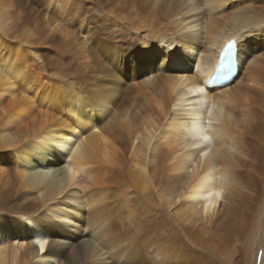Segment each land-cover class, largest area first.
Returning a JSON list of instances; mask_svg holds the SVG:
<instances>
[{
  "label": "bare ground",
  "instance_id": "1",
  "mask_svg": "<svg viewBox=\"0 0 264 264\" xmlns=\"http://www.w3.org/2000/svg\"><path fill=\"white\" fill-rule=\"evenodd\" d=\"M14 9L34 26L0 54V264H215L252 226L239 168L264 162V0ZM230 40L240 71L209 87Z\"/></svg>",
  "mask_w": 264,
  "mask_h": 264
},
{
  "label": "rangeland",
  "instance_id": "2",
  "mask_svg": "<svg viewBox=\"0 0 264 264\" xmlns=\"http://www.w3.org/2000/svg\"><path fill=\"white\" fill-rule=\"evenodd\" d=\"M1 2V0H0ZM23 2V0H12L10 3L9 0H2V4L4 7L3 10L5 14L8 15V18L6 20V23H10L8 35L5 37L4 41L8 43V45H4L1 47L0 54H2L3 58H7V56H3L4 51L10 52L9 47L14 41L15 35H22V30H25L26 28L33 27V23H27V20H21L19 22H16V15H15V9L16 7H19V3ZM14 5H18L14 7ZM1 7V6H0ZM39 19V18H38ZM16 23V25L12 24ZM36 23V22H34ZM12 24V25H11ZM13 25L17 27V30L13 29ZM3 28H0L2 32H5ZM13 29V30H12ZM21 29V30H19ZM11 30V31H10ZM25 32V31H24ZM24 49V48H23ZM47 49V48H46ZM29 51H32L31 49H26V54L29 55ZM48 56H51V50L48 51ZM11 59V58H10ZM20 60V59H18ZM21 62L26 63L27 70L25 74L32 77L33 74L40 75L41 80L43 79L44 74L41 73L42 69L40 67V64L37 63L36 60L30 61L28 58L27 60H20ZM3 62H0V64ZM18 70L20 67V64L18 62V65L14 66ZM16 72V71H15ZM14 72L12 74H9V78H14ZM27 76V77H29ZM240 76V75H239ZM10 81H13V79H10ZM49 90L51 91H61L60 97L62 98V91L65 88V86L62 85V83H57L59 81H53L52 77L49 76V79L46 80ZM16 82V80H15ZM20 82H16L14 84V87H17V84ZM46 84V85H47ZM8 92L5 93V96H7ZM94 107V105H93ZM255 138H258L261 140L262 148H264V125L259 126L258 130L255 132ZM264 159V158H263ZM240 172L242 171V179L243 184L241 185V190L244 191L243 196L239 197L238 200L240 201L236 205V210H248L250 205L251 208L249 211L252 213L251 216V222L252 226H250V229L246 232L238 233L231 237L229 244H228V252L227 254L221 255L222 258H209L207 257L208 261H211L215 264H264V162L261 163L259 166L253 168H245L240 167ZM238 170V171H239ZM249 171V172H246ZM252 179L249 181V177ZM249 181V184L247 182ZM249 202V204H248ZM228 201L225 205H222L220 207L219 212L216 216H214L215 223H223L226 222V215H228V209H230V205H227ZM154 230L156 231V227H154ZM153 233V232H152ZM151 235H149V238ZM234 239V240H233ZM155 247V244L151 242V248ZM230 247V248H229ZM151 249L148 248V251ZM231 252V255L229 254ZM108 254L104 253L102 257H106ZM225 256V257H224ZM213 260V261H212ZM216 260V262H214ZM220 261V262H219Z\"/></svg>",
  "mask_w": 264,
  "mask_h": 264
}]
</instances>
